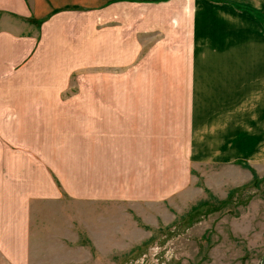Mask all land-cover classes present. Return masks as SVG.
Segmentation results:
<instances>
[{"label":"crops","instance_id":"crops-1","mask_svg":"<svg viewBox=\"0 0 264 264\" xmlns=\"http://www.w3.org/2000/svg\"><path fill=\"white\" fill-rule=\"evenodd\" d=\"M235 4H238L237 10ZM170 6H173L172 10ZM244 6L264 12V0H163L159 3H152L151 0H0V122L6 127L5 122L12 116L10 105L13 102L5 104L3 93L16 92L15 96L19 89L17 85L11 86V82L37 59V65L42 64L43 70L36 74L46 75V79L36 87L40 98L31 99L28 95L22 102L29 109L24 110L21 119L30 124L24 132L33 133L30 128L32 121L45 125L46 122L41 119L44 113L46 118L50 117L48 135L33 137L35 145L27 139L21 145L10 140L12 145L8 146L9 150L6 147L0 150V237L4 238L0 241V251L27 250L26 238L24 242L21 237L27 231L25 223L29 217V199L37 196L52 198L59 193L48 168L55 171L70 196L77 199L86 197L88 191L94 196L114 197L120 193L123 186L119 181H122L127 182L129 188L133 185L132 192L145 200L159 195L163 191L161 186L170 185L169 191H175V174L180 180L187 179L185 171L189 172V167L184 165L181 157L187 149L194 155L217 156L218 159L263 153L264 19L261 21L244 13L255 21V30L247 28L243 22L244 15L237 12L243 11ZM28 17L37 21L43 19L40 28L28 27ZM141 23L145 27H172L179 38L188 35L186 40L190 43V54L182 56L180 51L175 50L171 65L157 68L160 75L155 76L161 79L149 82L156 84V89L172 91V99L160 101L161 105L152 109L153 102L148 100L141 104L140 101L123 99L112 105L99 99L58 97V92L68 81L67 73L77 67H113L115 78L133 76L134 69L140 65L139 62L132 65L133 59L146 61L154 53L150 49L139 55L141 45L135 35L137 28H133ZM234 27L238 28L242 38L232 40L240 43L232 55L228 50L202 52L191 47V39L195 36L193 28H216L221 32ZM214 41L222 43L223 39L217 36L212 40V46ZM177 46L174 49L180 47ZM241 46L246 50L240 49ZM185 57L190 60L188 65L180 61ZM165 59L163 55L162 60ZM197 59L200 65H196L194 60ZM150 66H145V89L146 81L155 78H151L155 71ZM101 74L94 75L96 83L91 86L93 89L104 85ZM76 79L77 88L74 91L70 88L71 92L88 88L83 84L86 80L84 73L78 72ZM110 85H115L111 86L114 89L121 88L113 81ZM183 90L188 92L184 98L181 94ZM60 107H65V116L72 118L73 125L57 126V133L53 134L57 121L55 117H62ZM135 117V130L122 126ZM157 122L158 125H155ZM14 125L15 132L13 127L10 131L15 138L21 133L18 132L21 128L16 122ZM75 128L78 139H84V143L78 141L75 145L67 142L66 137L72 133L63 131ZM157 128L167 133L169 142L175 140L176 158L171 164L175 174L165 179L164 183L158 177V189L151 192L152 184L146 181V176L155 163L152 154L161 156L164 145L158 143L153 146L151 142L150 138L154 137ZM5 136L6 132L0 131V139H6ZM42 138L44 146L39 151L36 148ZM81 146L87 148L86 151L75 156L74 150ZM120 162L122 167L118 166ZM155 165L153 170L160 175V170L165 167L163 157ZM83 170H86L85 175ZM91 170L94 183H88L92 177ZM119 170L127 176L118 181ZM131 171L134 173L131 174ZM103 172H106L104 178L101 176ZM104 180L105 183L102 182ZM88 186H92L91 189ZM19 254L22 253L11 256V264L24 263L23 255L19 257Z\"/></svg>","mask_w":264,"mask_h":264},{"label":"rangeland","instance_id":"rangeland-1","mask_svg":"<svg viewBox=\"0 0 264 264\" xmlns=\"http://www.w3.org/2000/svg\"><path fill=\"white\" fill-rule=\"evenodd\" d=\"M161 1L163 0H151L152 3ZM235 5L236 9L238 4ZM172 7L170 6V10L173 9ZM70 9L89 11L81 8ZM237 12L244 15L243 22L252 30H255L253 17L261 21L264 19V12L257 9L251 10L247 6H244L243 11ZM26 22L28 27L37 26L39 29L43 19L37 21L28 17ZM135 28H137L135 35L141 45L139 55L142 56L150 49H153L154 53H151V57L146 61L141 58L133 59L132 65L140 63L137 68L133 66L135 68L133 76L126 78L122 75L115 78L113 67H77L67 73L68 81L64 89L58 92V97L99 99L105 103L111 102L112 105L123 99L128 102L140 101L141 104L148 100L153 102L152 109L159 107L160 101L172 99V91L156 89L157 85L149 84V82H158L161 79L155 76L160 75L157 74V68L169 67L175 50L180 51L182 56L190 54V43L186 40L188 35L179 38L177 34H174L172 27L164 28L157 25L145 27L144 23L133 29ZM193 32L195 36L191 39V47L202 52L228 50L232 55L240 46V43H234L232 40L242 38L237 27L223 29L221 32L216 28H193ZM217 36L223 39V42L214 41L212 46V40ZM176 45L180 47L174 49ZM240 49L246 50V47L241 46ZM163 55H165V61L162 60ZM184 59L180 61L183 65H188L190 60L186 57ZM37 60L11 82V86L17 85L19 89L15 96L13 94L16 92L3 93L5 95L3 102L10 104L12 101L13 105H10L12 116L5 122L6 127L3 122H0V131L6 132V139L3 137L0 139V150L5 147L9 150L8 146L12 145L9 144L10 140L11 142L15 140L21 145L27 139L35 145L36 139L33 137L48 135L50 117L46 118L45 113L41 116L42 121L46 122L45 125L32 121L31 135L24 132L28 130L30 124L21 121L24 110L29 111L23 106V100H26L28 95L32 96H30L31 99L40 98L36 87L43 79H46V75L36 74L43 70V65H37ZM194 61L197 62L196 65L201 64L199 59ZM205 62L206 60L204 64ZM146 65H151V70L156 74L153 73L151 77H155L153 80L146 81L148 84L145 89ZM78 72L84 73L86 80L83 84L88 88L71 92L77 88ZM101 72L104 85L93 89L91 86L96 83L94 75ZM112 81L121 88H111L115 86L110 85ZM150 87L155 89L151 90ZM11 88L14 89V87ZM187 93L185 90L181 91L182 97L184 98ZM56 96L53 95L54 98ZM64 108H58L63 112L62 117L58 118L54 114L57 121L53 134L57 133V126L73 125L72 118L65 116ZM28 118L34 119L32 116ZM78 121L77 117L76 122ZM15 122L21 128L19 129L21 131L18 130L21 133L14 138L10 130L13 127L15 132ZM155 125H158V122ZM122 126L125 129L135 130L136 117L129 124L123 123ZM65 132L72 133L66 137L68 143L76 145L80 141L76 128L63 131ZM153 134L154 137L150 138L153 146L158 143H164V145H162L161 156L152 155L155 163L163 157L165 167L162 171L160 170L159 175L156 174V170H153L155 163L151 165L152 170L146 176V181L148 183L151 181L152 184L150 191L158 189V177H161L163 183L170 175L173 174L174 177L175 170L171 164L176 158L175 140L169 142L167 133L160 128L154 130ZM44 141L43 138L40 139L41 143L36 149L40 151ZM258 141L260 140H252V142ZM80 142L84 143L85 140ZM262 142L264 139L261 140ZM86 149L81 146L78 150H74L75 156L84 153ZM182 149L185 152V149ZM262 150L263 153L259 155H236L227 159L222 157L218 159L217 156L194 155L187 149V152L181 156L184 165L189 167V172L185 171L187 179L180 180L175 174L177 182L174 186L175 191H169L170 185L161 186L163 191L159 195L145 200L132 192L133 185L129 188L127 182L119 181L121 177L127 176L121 170L118 171V181L123 187H120L119 194H115L114 197H100L88 191L86 197L77 199L75 196H70L55 171L48 168V174L59 193L52 198L37 196L29 199L30 209L27 213L29 217L25 223L27 231L21 237L24 242V237L26 238L27 250L0 251V264H11L12 261L9 259L18 253H22L18 255L19 257L23 255V264H264V147ZM33 157L40 160L37 155ZM166 159L167 161H164ZM5 162L7 163V160ZM41 162L45 164L43 160ZM244 162L251 169L243 165ZM120 164L121 162L118 166H121ZM86 170H83L84 175ZM106 171L109 173L108 170ZM104 173L106 172L101 173L102 178L106 176ZM130 173L133 174L134 171ZM254 174L256 179L253 177ZM102 182L105 183V180ZM88 183H94L93 172ZM130 183L133 182L130 181ZM91 187L88 186L89 189ZM104 188L108 189V186L104 185ZM3 239L0 237V241ZM11 248H14V245H11Z\"/></svg>","mask_w":264,"mask_h":264},{"label":"trees","instance_id":"trees-1","mask_svg":"<svg viewBox=\"0 0 264 264\" xmlns=\"http://www.w3.org/2000/svg\"><path fill=\"white\" fill-rule=\"evenodd\" d=\"M243 165H245V166L249 167V165H248V164H246L245 162L243 163ZM249 169H251V167H249ZM253 177H255V179H256V174H254V175H253Z\"/></svg>","mask_w":264,"mask_h":264}]
</instances>
